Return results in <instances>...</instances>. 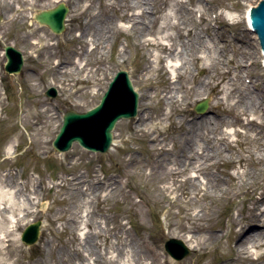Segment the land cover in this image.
I'll list each match as a JSON object with an SVG mask.
<instances>
[{"label":"rangeland","instance_id":"obj_1","mask_svg":"<svg viewBox=\"0 0 264 264\" xmlns=\"http://www.w3.org/2000/svg\"><path fill=\"white\" fill-rule=\"evenodd\" d=\"M184 1L153 0L148 18L143 20L134 14L146 5L137 6L136 0H0V187L2 180L14 179L18 198L10 211L0 212V264H161L165 259L166 264H264V236L257 245L248 243L242 252L233 234L242 225L264 235V200L259 201L264 196V150L250 138L264 128L260 123L264 121V60L248 58L256 47L246 18L250 3L257 0ZM59 2L70 9L66 29L55 33L34 15ZM216 11L223 50L228 54L234 50L235 61L244 63L248 58L255 87L246 82L248 90H240L236 96H259L247 99L249 106L262 103L263 110L254 114V125L243 124L236 114L243 110L239 105L244 99L231 112L218 103L230 77L200 99L190 103L191 99H181L187 112L182 116L175 113L178 103L170 96L176 90L179 97H191L202 88L197 81L191 92L185 83L172 88L173 70L168 75L162 69V59L170 52L149 44L151 38L166 37L162 39L171 43L173 53H181L185 77L194 73L208 80L207 71L212 69L197 67L188 49L183 54L179 41L186 39L182 25L193 30L189 38L199 32L208 36L217 28L214 21L210 23ZM171 17L184 23L175 26ZM87 39L98 43L88 53ZM139 40L142 44L136 43ZM46 41L51 44V56L45 55ZM199 41H194L195 49L200 50L196 55L207 54V47H201ZM6 45L17 47L24 55L18 73L5 70ZM157 51L162 59L155 66L152 58ZM51 61L59 66H51ZM74 62L83 68L77 69ZM229 68L240 89L243 81L237 80V70L243 66L236 71L233 65ZM120 69L129 71L140 94L137 116L117 122L107 152L91 151L78 142L66 152L57 150L52 142L63 113L84 112L98 104ZM51 86L57 88L54 96L46 94ZM205 98H209V106L199 113L195 105ZM254 104L250 110H257ZM197 116H211L216 134L214 125L206 127L203 119L205 132L195 135L200 125L186 119ZM232 120L235 124L227 126ZM231 129L236 132L226 145L218 139L220 131ZM207 134L215 136L211 137L213 155L197 162L211 164L199 181L205 184L209 177L223 178L222 185L230 189L223 195L194 188L187 179L194 170L172 171L174 162H185L188 142L198 148ZM232 176L248 185L238 188ZM3 207L1 204L0 211ZM203 208L212 211L199 217ZM37 219L44 222L39 242L26 245L21 234ZM214 234L219 237L214 239ZM192 235L202 242L199 247L184 240ZM172 237L182 239L191 252L180 259L169 254L165 242Z\"/></svg>","mask_w":264,"mask_h":264},{"label":"bare ground","instance_id":"obj_2","mask_svg":"<svg viewBox=\"0 0 264 264\" xmlns=\"http://www.w3.org/2000/svg\"><path fill=\"white\" fill-rule=\"evenodd\" d=\"M152 1L153 0H136V4H137V6L146 5V8L148 9L150 3L152 4ZM201 1H203V0H198V2H201ZM259 1L257 0L255 2L250 3V5L246 11L247 30H249L252 33V37L255 41V43L253 42V44H254V47H256L255 51L250 52L248 54V55H250L248 58L256 57V59L254 58L253 61H256L257 58H259V57H261L264 60V51H263V48H262L260 40H259V35H258L257 30L254 28L253 23L251 21V12H252L251 8L253 6H256V4ZM146 8L142 9L141 11L139 10V12L134 14V16H141L143 20H147V18H148L147 13L150 10L149 9L147 10ZM199 10L200 9H195V12H197ZM154 13H155V11H154ZM217 15H219L218 11H216V13L212 14V16H211L212 19H211L210 23L212 21H214L212 23H214V26H216L217 28H214L211 31V33L208 34V36L204 37L199 32V33H195L196 39L195 38H189L188 36L190 35V32H192L193 30L191 28L187 29V26L182 25V27L186 28V33H184V36L186 37V39L183 41H179V45L184 46V49L182 51L183 54H188V51H189V54L192 55L193 61L196 62L197 67L203 66L205 68V70H206V68L208 70L210 68V69H212V71L217 70V72L214 74L211 70H209V72L206 70L207 73H209L208 74V80H205V79L203 80L199 76H195L194 73L190 74L192 79H191V77L189 79H187L185 77L184 72L181 71V68L184 67L183 62H180L181 53H178V52L173 53V51H172L173 48H172L171 43L162 39V38H166L164 36L151 38L149 41V44L156 45L157 46L156 49L158 51L165 50V51L170 52V55L167 56L166 58L162 59L161 56L158 55V51H157V52H155V54H153V56L154 55L155 56L152 58V63L155 66H157L158 60L162 59V62H163L162 69H164L168 75H170V73H172V70H173L174 78H173V80L170 81V83L172 84V86H171L172 88H174L176 85L181 86L183 83H185V88H187V90H189L190 92L192 91V87H195V85L197 83H198L199 87L202 88V90H200L198 93L194 94L191 97L190 96L185 97V94L179 97L178 96V95H180L179 91L176 90L175 91L176 95L170 96L171 99H174L173 100L174 102L178 103V106L175 107V113L177 111H178V113L181 112L180 115L182 116V115H185L187 112L186 107L183 106V100H181V99H191V101H189V103L192 102L193 99H200L199 96L207 94V92L208 93H210L211 91L215 92L217 87H219L222 82L227 80V77H230V80L228 81V87L225 86L224 89H222V92H224V95L222 97H220L218 103L219 104L221 103L223 106L227 105V107H226L227 112H231V110L237 106L238 102L240 103L241 99H244V100H242L243 105H239L242 107L243 110L238 112V113L236 112V114L240 118V121L243 124H245V125L253 124L254 125V123L256 121V119H255L256 117H254V114L257 113L259 110H263L262 103L256 101L257 104H254L253 102H251L252 106H249V105H247V103H249L247 99H251V100L252 99H259V96L256 95V96L252 97L251 95L249 96L248 94H246L248 97L247 96H240L239 94H238L239 96H236V93L240 92V90L243 91V93L248 90L249 85L246 82L250 83V85L252 87H255V83L251 79V76L249 75L248 68H247L249 65V64H247L248 58L245 60L246 62H244L246 64H244L240 59H237V61H235L234 50L231 54H228V52H225V50H223V46L221 45V42H220L222 39H221V35L219 34L220 29H222V28H219L220 21H219V18L217 17ZM173 17L176 18L174 15H173ZM173 17H171V18L174 19ZM200 17L205 20L204 13L202 15V12H201ZM152 20H153V18H152ZM148 21H150V20L148 19ZM179 23H184V22L183 21L178 22L174 19V25L175 26L178 25ZM142 28H143V26H142ZM167 38H169V36H167ZM195 40L196 41L201 40L198 43L201 45V47H207L209 52L205 55H196V52L200 51V50L195 49V47H196V44L194 42ZM86 42L88 43L87 53L90 50L96 49V47L98 45L97 42H94V41L92 42L89 39H87ZM192 42H194V43H192ZM136 43L142 44V41L139 40V41H136ZM108 44H109V42H108ZM44 48H45V55L51 56L50 55V48H51L50 42L46 41ZM187 49H188V51H187ZM179 51L181 52V50H179ZM221 53H223L222 54L223 57H221ZM174 56H178V58L171 59ZM245 58H246V56H245ZM174 60H176V62H175L176 64L173 62ZM249 61H251V60L249 59ZM253 61H251L249 63L252 64ZM200 62L202 65L200 64ZM74 64L76 65L77 69L83 68V66L80 62H74ZM50 65L53 67H57V66H59V63L51 61ZM231 65H233L235 71L237 70L238 66H243L242 69L240 68L239 70H237L239 73V77L237 80L240 81V79H242V81H243L242 87L240 89H237L235 82L233 81L235 79L236 75H234L233 71H231V69L229 68ZM194 81H197V83L193 84ZM244 89H245V91H244ZM262 92H263V90H262ZM237 97H239L238 100H237ZM253 104L255 105L257 110H250L254 107ZM244 105H245V107H244ZM207 118H208V120H207ZM211 118H212L211 116L210 117L209 116H197L195 118L194 117H188L186 119V121H187V123L192 122V123H194V125H200V128H199L200 130L198 131V129H197L196 131H194L195 135H199V134H203L205 132V130L203 129L204 127H202V126H204V123H203L204 120L203 119H205V122H206L205 124L207 125L206 127L209 126L211 128V124H213L214 127L212 129V132L214 134H216L217 128L215 127V123L213 122V120H211ZM260 123H261V125H263L264 121L261 120ZM233 124H235V123H233V120H232L230 123L227 124V126H230ZM176 129L178 131V128H176ZM185 130H186V126H185L184 131ZM187 131H188V127H187ZM234 132H236L235 129L222 130V131H220L221 137H219L218 139L222 142H225V144H226V142H227V144L228 143L230 144L231 136ZM188 133H189V135L192 134L191 131H188ZM246 133H247V130H246ZM249 135L250 134L248 133V136ZM211 137L213 139H215L214 135L212 136V135L207 134L206 136H204V143L203 144H202V140H203V137H202L200 139V141L198 142L199 143L198 148H196V147L194 148L193 146H191L190 141H189L188 147L186 146V155H184L185 162H183L182 164L179 161L174 162V167L172 168V171L174 174H178V173H181L184 171L194 170L196 173L194 175L188 176V178H187L190 182H192V184L194 185V188L199 189V190H203L204 192L215 191V195H223V193L230 191L229 188H226L222 185L223 178L219 177L220 179H222V180H220V179H218V177H214V178L209 177L208 181H206L205 184L203 182L199 181L200 174L202 172H204L205 170H207L208 167H210V165H211L208 163H204L205 161L202 163H197V162H200L201 158H209L213 155V153H212L213 151L211 150L212 148H210L211 144H212ZM250 138L253 139L254 141H257L258 143H260L263 146L262 148H259V150H261V151L264 150V142H260L261 139L264 138V128H263V130H258V132H256L254 135H250ZM187 149H189V150L187 151ZM195 150H196V153H195ZM221 151H222V149H221ZM192 152H193V154H191ZM196 154L198 156H195ZM262 158H264V153H262ZM237 178H238L237 176H232V181H234V180L237 181ZM196 180H198V182ZM8 182H6L5 180H2V182H1L3 184L4 188L0 187V207H1V204L2 205L4 204V207L2 208V211H0V212L10 211V208L12 206L16 205V203H17L16 199H18V198L16 197V194H15L14 179H13V181H12V179H10V180H8ZM237 183H238V185H236V186H238V188H241L243 186L248 185L247 181L244 179H242L241 181H237ZM234 189H235L234 187L231 188V190H234ZM262 200H264V196L260 197L259 201H262ZM209 210H211V208L210 209L203 208L204 213L200 214L199 217H201L202 215L208 214ZM262 211L263 210H260V213ZM5 217L6 216H4V219L7 221V218H5ZM257 218L260 219V214L257 215ZM235 225H238V224L235 223ZM233 234H234V236H236V238H238V241L236 244L237 249L239 251L241 250L242 252L248 248V243H252V245H257L258 243H260V241L263 240V236H264L263 232H260V231L255 232L254 230H251V228L246 230L243 228L242 225L237 230H235V232H233ZM218 237H219L218 234H214V239L218 238ZM2 238H3V240H5L6 235H4V237H2ZM184 240L186 242H188L190 246L199 247L200 243H202V242H200L199 237H197L195 235H192L190 237H184ZM154 256H155V258H158L156 253ZM160 263L166 264L167 259H165L164 261L161 260Z\"/></svg>","mask_w":264,"mask_h":264},{"label":"water","instance_id":"obj_3","mask_svg":"<svg viewBox=\"0 0 264 264\" xmlns=\"http://www.w3.org/2000/svg\"><path fill=\"white\" fill-rule=\"evenodd\" d=\"M69 7L60 2L55 7L42 9L35 13V19L48 25L54 32L61 33L66 27V15ZM251 21L257 30L264 50V0L251 10ZM8 60L5 64L9 72H19L24 62L23 53L13 45L6 46ZM48 95H56L55 87L47 91ZM139 93L135 89L129 72L119 70L109 84L100 103L85 112L69 110L64 114V122L53 145L59 151L71 149L78 141L82 146L93 151L106 152L113 142V129L121 118H130L137 114ZM207 101L196 106L198 111H205ZM43 221L38 219L30 223L22 234L26 244H34L39 240ZM166 250L175 258L180 259L191 252L182 239L172 237L165 242Z\"/></svg>","mask_w":264,"mask_h":264}]
</instances>
